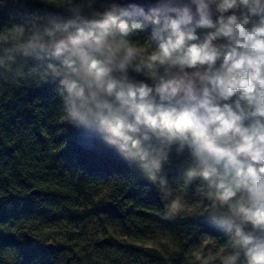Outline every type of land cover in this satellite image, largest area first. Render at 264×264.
Listing matches in <instances>:
<instances>
[{
	"label": "trees",
	"instance_id": "16d2710c",
	"mask_svg": "<svg viewBox=\"0 0 264 264\" xmlns=\"http://www.w3.org/2000/svg\"><path fill=\"white\" fill-rule=\"evenodd\" d=\"M112 4L131 10L126 0H0V264H224L234 254L246 264L236 228L264 232L234 217L202 177L188 179L196 166L188 143L153 136L167 159L152 181L102 133L66 120L62 77L49 67L63 57L28 41L57 26L73 30L74 5L92 19ZM124 18L144 25L131 43L156 47L150 19ZM126 75L154 83L132 67ZM177 198L182 210L166 216Z\"/></svg>",
	"mask_w": 264,
	"mask_h": 264
},
{
	"label": "clouds",
	"instance_id": "9594fccd",
	"mask_svg": "<svg viewBox=\"0 0 264 264\" xmlns=\"http://www.w3.org/2000/svg\"><path fill=\"white\" fill-rule=\"evenodd\" d=\"M82 7L70 8L80 22H68L73 30L57 26L28 41L63 57L60 67H49L62 77L66 120L102 133L152 181L167 159L153 136L188 143L196 164L188 179L202 177L234 217L264 232V0H157L150 16L112 4L92 19L80 15ZM134 14L151 21V51L127 39L144 27L124 18ZM129 67L153 85L129 80ZM182 208L174 199L166 216ZM234 245L246 264H264V235L237 227Z\"/></svg>",
	"mask_w": 264,
	"mask_h": 264
},
{
	"label": "water",
	"instance_id": "95a60500",
	"mask_svg": "<svg viewBox=\"0 0 264 264\" xmlns=\"http://www.w3.org/2000/svg\"><path fill=\"white\" fill-rule=\"evenodd\" d=\"M127 3H129L131 6L136 5L142 8L143 10L149 9V4H155L157 0H126ZM32 193L35 192V190L31 191Z\"/></svg>",
	"mask_w": 264,
	"mask_h": 264
},
{
	"label": "rangeland",
	"instance_id": "374dc122",
	"mask_svg": "<svg viewBox=\"0 0 264 264\" xmlns=\"http://www.w3.org/2000/svg\"><path fill=\"white\" fill-rule=\"evenodd\" d=\"M220 254H222V252H220Z\"/></svg>",
	"mask_w": 264,
	"mask_h": 264
}]
</instances>
